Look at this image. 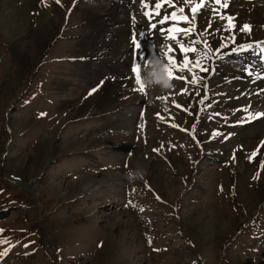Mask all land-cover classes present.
<instances>
[{
	"label": "rangeland",
	"instance_id": "rangeland-1",
	"mask_svg": "<svg viewBox=\"0 0 264 264\" xmlns=\"http://www.w3.org/2000/svg\"><path fill=\"white\" fill-rule=\"evenodd\" d=\"M105 3L0 0V207L15 206L0 217V264H264V61L251 43L264 44V0L197 14L179 39L206 71L185 65L173 80L168 47L178 64L196 54L134 18L155 10L120 3L128 44L114 63L119 25L82 13Z\"/></svg>",
	"mask_w": 264,
	"mask_h": 264
},
{
	"label": "snow or ice",
	"instance_id": "snow-or-ice-1",
	"mask_svg": "<svg viewBox=\"0 0 264 264\" xmlns=\"http://www.w3.org/2000/svg\"><path fill=\"white\" fill-rule=\"evenodd\" d=\"M41 2L43 3V0H41ZM183 3H190L191 0H182ZM209 3H215L217 5H220L222 7H227V0H208ZM57 3H59V0H57ZM140 3L142 5L143 8L145 9H152L153 11L155 9H159L161 7L160 3H159V0H152L151 3H149V0H140ZM173 7H175V5H172ZM202 6H207L204 4V0H198L197 3H195L194 5H192L190 7V13H191V18L192 20H195L196 18V15H197V9L198 8H201ZM213 12H217L218 13V10L217 9H212ZM178 12L179 13H184V8L183 7H179L178 8ZM155 16L159 17L161 14L158 12V11H155L154 12ZM144 15L149 19L151 20L153 17H152V13L150 11H144ZM176 15H177V12L174 11L171 13V18L174 20L176 19ZM223 15H221V19H223ZM183 19L187 22L188 21V17L185 16L183 17ZM169 20V16H163L161 19H159L157 21V23H159L160 25H163L165 24L167 21ZM228 20H229V23H231V21L233 20L232 17H228ZM157 23H151L149 25V27L153 30V31H163L162 28H157ZM250 29V26L249 25H243V26H240V29L241 31H246V30H249ZM176 32H180L181 30L180 29H175ZM173 30L172 29H169L166 33H165V36L167 39L169 40H173L175 41V43L177 45H179L180 47V50L184 53H194L196 54V59L194 60H190L189 57L187 55L184 56V59L181 63H177L176 60L174 59V55H173V50L171 47H168L167 51L164 53L165 57L167 58L168 60V63L166 64V71H167V75L169 77L170 80H173V79H177L179 77L175 76V73L177 71L179 72H183L185 70L187 71H192V68L191 67H188L187 69L185 68V65H194L196 68L200 69L201 71H206V69L203 68L202 64H201V59L202 58H205L202 56L200 50H198L197 48L195 47H192V46H187L185 47L183 44H181L180 42V39L173 35L172 34ZM187 34V33H185ZM146 36V32L145 31H141L139 33V37L140 38H145ZM130 43L134 46V51L136 52V59L133 61V65H132V72L134 73V78L136 80V83L140 86V91H143V83L141 81V78H140V63L138 61L140 60H143L144 57H143V52H144V48L142 46L141 43L138 42L137 40V37L135 35H133ZM194 43H201V41H195ZM151 47H155V45H151ZM249 75H251V73L249 72L248 73ZM197 79H196V75H195V72H193V79H192V83H197ZM43 115V114H42ZM257 117L259 116H262L264 115V113H258L256 114ZM255 155V153H254ZM235 158V157H233ZM251 159V158H250ZM131 203V202H129ZM142 210V209H141ZM2 231V230H0ZM0 243H7V241H0Z\"/></svg>",
	"mask_w": 264,
	"mask_h": 264
},
{
	"label": "bare ground",
	"instance_id": "bare-ground-1",
	"mask_svg": "<svg viewBox=\"0 0 264 264\" xmlns=\"http://www.w3.org/2000/svg\"><path fill=\"white\" fill-rule=\"evenodd\" d=\"M120 1V0H119ZM121 3V2H120ZM119 2H116V0H108V2L105 4V5H100L99 8H94V7H88L86 8L82 13L83 14H86L87 13V17L89 19H96V20H99V23L98 25H102L105 23V25H108L107 24V21L106 19L108 20H113L116 22V24H118L119 26L115 29H113V32H112V40H111V44L114 45V48H113V52L111 51V61L114 60L116 62V59H115V56L114 55H120V49L124 48L125 45H127L128 43L125 44L124 42V35L125 34V31H126V34H127V29L125 30L123 27H122V12L125 10V7H121V4ZM123 4V2H122ZM124 8V9H123ZM99 11V12H98ZM101 12V13H100ZM98 15V16H97ZM154 18H157V17H154ZM39 30H38V33H39V38H42L44 40H49L52 35L55 34V31H56V26H55V23L54 21L50 18H49V15L48 14H45V15H42L39 20ZM19 28V27H18ZM111 28V27H110ZM107 32H110V31H107ZM107 32H104V33H107ZM102 34V33H101ZM117 36V38H116ZM123 36V37H122ZM96 37V36H95ZM93 38V37H92ZM123 38V40H122ZM116 39V40H115ZM91 40V39H90ZM94 40V39H93ZM122 40V41H120ZM127 40V39H126ZM91 43V42H90ZM35 44V43H34ZM40 44V43H39ZM88 45H89V42H88ZM38 46V45H37ZM96 46V44H95ZM129 46V45H128ZM37 47L34 48L33 50V56L32 57V60L30 61L31 63H33L35 61V57H36V53L39 51L36 50ZM127 49V48H126ZM124 54V53H123ZM121 56V55H120ZM121 58V57H120ZM22 60V59H21ZM24 63L23 64H28L29 62H26L24 60H22ZM118 61V59H117ZM255 61V60H254ZM118 63H121V62H118ZM124 67V66H123ZM117 71V70H116ZM120 70H118L117 72H119ZM77 73V72H76ZM124 73V72H122ZM125 74V73H124ZM259 74V73H258ZM80 76V75H79ZM62 82H66L65 81H58V84H61ZM68 82V81H67ZM61 87V86H60ZM260 89L262 92L263 90V87L260 86ZM139 99V98H138ZM137 99V100H138ZM21 159V158H20ZM83 186V184H82ZM84 188H85V185H84ZM95 188H98V187H95ZM209 221V220H208ZM205 223V222H204ZM208 224V222H207ZM220 224V223H219ZM211 230L213 231V228H212V222L209 223V225Z\"/></svg>",
	"mask_w": 264,
	"mask_h": 264
},
{
	"label": "clouds",
	"instance_id": "clouds-1",
	"mask_svg": "<svg viewBox=\"0 0 264 264\" xmlns=\"http://www.w3.org/2000/svg\"><path fill=\"white\" fill-rule=\"evenodd\" d=\"M156 63H157V65L162 67V63L160 61H156ZM154 79H155V83H157V84L162 83V88L166 91L173 87V84L167 78L166 73L162 72L161 74L157 75ZM129 177H131V181L135 180V179H142L143 178V170L140 169V170H137L136 172H133V173L127 172L125 174V178L128 180Z\"/></svg>",
	"mask_w": 264,
	"mask_h": 264
}]
</instances>
